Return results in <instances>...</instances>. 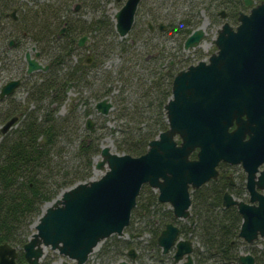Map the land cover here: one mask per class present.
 <instances>
[{
	"label": "water",
	"instance_id": "water-1",
	"mask_svg": "<svg viewBox=\"0 0 264 264\" xmlns=\"http://www.w3.org/2000/svg\"><path fill=\"white\" fill-rule=\"evenodd\" d=\"M243 1L248 10L239 11L235 25L227 20L220 24L213 40L216 50L208 59L198 60L174 75L172 94L164 105L167 128L151 138L139 155L120 153L101 144L94 167H105L104 173L77 181L45 201L31 223L35 230L22 246L24 259H18L17 246L4 241L0 243V264H39L46 246L76 264L84 263L102 239L112 233L124 235L143 184L157 192L160 202L169 204L175 218H186L191 189L216 177L220 160L241 162L248 171L249 201L235 199L228 191L222 200L224 206L234 205L241 215L238 235L249 243L264 239V193L256 190V185L264 188V167L256 172L258 163L264 161V140L261 143L257 129L245 139L243 119L245 114L248 121L257 122L258 91L262 84L264 88V0ZM137 2L126 0L115 11L114 27L120 36L130 29ZM78 6L76 3L75 9ZM221 14L224 16V11ZM203 34L199 25L185 38L184 47L197 45ZM87 37H79L77 44L82 45ZM13 43L11 38L9 45ZM24 58L27 73L47 68L28 51ZM19 81L15 78L4 83L0 97L12 93ZM96 107L107 113L112 103L106 97L97 101ZM16 119L13 116L4 122L1 131ZM233 120L236 127L229 130ZM86 121L87 128L93 126L90 116ZM196 148L197 157L190 158ZM178 232L176 224L166 223L157 243L163 251L174 246V260L185 254L186 263L191 264L192 243L189 239L176 240ZM129 254L134 257L133 248ZM239 259L242 264H255L250 252L240 253Z\"/></svg>",
	"mask_w": 264,
	"mask_h": 264
},
{
	"label": "trees",
	"instance_id": "trees-1",
	"mask_svg": "<svg viewBox=\"0 0 264 264\" xmlns=\"http://www.w3.org/2000/svg\"><path fill=\"white\" fill-rule=\"evenodd\" d=\"M77 1L81 6V1L75 2ZM225 1L229 2V7L216 11V8H221L219 4L224 2V0H216L217 6L215 10L209 12V16L214 20L220 15L221 10H224L225 17L220 15L222 22L227 20L235 25L239 11L244 8L243 0ZM16 2L17 0H0V19L5 18L11 23L18 21L16 14L15 18L10 14L13 10L16 12ZM49 5L50 8L43 7V9L46 15L48 10L49 14L52 13L51 23L46 19L43 21V12H41L42 17L37 12L32 14L33 29L36 34L33 37L39 38L43 45H46L50 39H62L63 42L56 41L51 49L48 48L51 51L45 54L50 63L49 68L42 74L38 72L40 74L38 81L33 80L26 84L28 90L26 102L18 106L12 105L9 96L2 101L5 102L2 103L4 111H0L1 120L5 121L16 116L15 123H18L16 127L0 133V243L7 241L17 246L19 260L24 259L22 246L31 233V223L41 212L42 203L53 199L63 188L77 181L87 180L91 176L92 156L100 151L97 140L100 134L97 135L94 131L95 125L82 129L79 124L80 115L73 110L76 106L69 107L62 115L56 113V107L65 99L66 89L86 81L83 68L88 66L85 62L78 61L64 69L63 56L74 52L77 40L75 35L88 36V31L95 37L100 31L105 35L114 36L109 40L108 47H103L106 52L114 48L116 40L114 23L103 13V10L99 16L92 18L87 26H83L75 24L80 18L64 13L60 18L61 13H57L58 11L55 13L54 6H51V3ZM98 5L97 3L96 7ZM72 10L76 11L73 6ZM32 15L29 17L32 18ZM30 21L23 24L22 30L28 31ZM196 21V19L184 18L181 22L168 23L175 28L173 31L185 36ZM45 23L48 25L45 26ZM62 25L65 26V32L59 38L57 31ZM104 34L96 38L95 43L90 44L89 49L94 58L93 65L101 63L102 58L108 54L98 49ZM11 38L17 43L18 40L12 30L1 32V50L9 48L7 43ZM134 38L135 36L130 40L135 41ZM125 40V38L120 40L121 55H137L136 58L144 60L142 62L149 78L138 75L134 66L126 63L127 59H125L117 68L115 75L107 77L104 81L101 80L103 86L106 83L110 84L99 91L105 89L106 93L111 90L113 84L117 85L115 81L121 80L122 87L121 89L118 87L112 101V106H115L114 118L119 126L115 130L121 134L114 138L115 148L120 153L139 155L146 150L148 141L167 127L163 105L170 94L173 72L169 69L162 71L157 69L159 72L155 73L145 54L139 52V49L132 48L135 50L133 52L130 49L131 45ZM126 89L129 91L128 94L124 93ZM130 91L135 97L129 95ZM97 92L96 90L91 96ZM29 104H32V107H29ZM86 113L89 114L91 111ZM78 131L82 133L79 134ZM78 137H81L78 144L81 159L76 166L69 167L62 159L60 146L62 142H71ZM223 187L221 179H211L190 193L189 219L194 220L190 231L197 242L193 253L194 264H242L238 257L241 245L245 244L238 235L241 217L234 206L222 205ZM131 214L138 215V218L144 219V222L136 228L130 226L132 230L128 234L134 238L141 236L142 231L147 230L150 232V238L144 242L138 239L135 244L132 240L114 239L103 248L105 253L115 250L116 255H126L127 249L139 247L140 251L132 260L133 263L174 264L168 254L161 252L156 242L160 228L174 219L169 205L160 202L157 193L147 184H143ZM249 252L253 254L256 262L264 264V246L252 247Z\"/></svg>",
	"mask_w": 264,
	"mask_h": 264
},
{
	"label": "rangeland",
	"instance_id": "rangeland-1",
	"mask_svg": "<svg viewBox=\"0 0 264 264\" xmlns=\"http://www.w3.org/2000/svg\"><path fill=\"white\" fill-rule=\"evenodd\" d=\"M76 0H17V9L16 12H14L17 15L18 21L11 23V21L3 18L0 19V34L1 32H4L6 30H12L15 37L17 38V43L15 46L8 48L5 50H1L0 47V87L1 85L8 80L9 78L19 76L22 78V81L20 84L17 86L15 92L10 95L9 100L11 101L12 105L18 106L22 105L23 103L26 102V98L28 96V90H26L27 86L26 84H29L33 80H39L40 74L38 73L37 70L31 71L26 77H24V70L26 67V60L24 58L25 53L28 51L31 56H34L35 52L38 51V56L37 59L41 63H48V58L45 53L50 52L52 48V44L56 43V41L63 42L62 39L60 40H54L50 39L49 41L46 42V45H43V42L37 38L33 37V35L36 36L34 33L33 29V13L37 12V14L42 17L41 12H43V21L44 19L47 20V22H52L53 21V15L52 13L51 16L49 14V10L47 11V15L44 13L45 8H50L49 3H51V6H54L55 13H61L60 18H62V13L66 15H71L74 18H80L79 21H76V25H83L87 26L90 22V20L94 17L99 16L101 14V10H103L104 14L113 21V15L115 11L122 5V2L124 0H80L81 1V8L78 11H73L72 6L73 3ZM99 4L98 7H96V4ZM69 8V9H68ZM43 9V11H42ZM224 9V8H216L217 10ZM163 12L166 15L165 22H181L182 19L184 18H189L190 20L196 19V23L193 25V27L197 25H201V27L204 29L205 33L203 38L200 40L199 44L195 46H190L188 48H184L182 45V39L184 35L181 33L171 31L170 28L167 30V46L171 47L174 43H179V52L177 56L169 55L164 59L163 62H167L169 60H173V63L178 64L179 66L186 67L188 64L196 63L198 60H207L208 56L210 53L216 50V45L213 42L214 38L216 37L217 34V28L220 26L221 22L223 19H221V16L218 15L214 20H212V17L209 16V12L212 11V9L204 10L202 6L197 5V6H192L189 3H186L185 0H166L165 5L162 8ZM244 11L248 10L247 6H244L242 9ZM32 15V18L29 16ZM55 15V14H54ZM140 18V17H139ZM31 20V21H30ZM9 21V23H8ZM28 21V31L22 30L23 24ZM140 21V20H139ZM41 22L42 21H38ZM135 22H138L137 19ZM39 23V24H41ZM47 23H45L46 26ZM234 25V23H232ZM48 25V24H47ZM45 26L43 24L42 28L43 30L45 29ZM143 25L141 22H138L126 35L123 37H120L118 33L116 32L115 35V46L110 52H106L103 47H108V44L110 43L109 40H111L114 36L111 34H104L103 32L97 33L96 37L93 36L92 33L89 31L87 32L88 36H90L88 39L85 40L84 45L78 46L77 44L74 52L69 55L63 56V68L66 69V67L71 66L75 63H78V61H85V58L88 54V47L90 48V44H93L96 42V38L98 39L102 34H104V38L100 40V46H98V49L100 51L108 53L105 55L102 59L101 63H98V66L92 65V66H86V68H83L85 70V78L86 81L83 84H77V85H72L69 86L66 95L67 98L56 107V113L59 115L64 114L69 107L76 106L75 112H77L80 115V120L79 124L84 129V124H85V119L87 118L86 116L88 115L86 111H91L89 113L92 121H94L95 125V130L97 132V135L100 134V137L97 139L98 140V146L100 147L102 145H110L111 149L116 150L115 148V140L114 138L119 137L121 134L116 131L115 129L118 128L119 126L117 125V121L114 118V112H115V106H112V108L107 112V113H101L95 108V104L93 99H89L85 102H75L74 98L78 97L80 94H84L86 96H91L96 90L98 92H102V95H108L115 93L116 91H110L109 93H105V89L99 91L101 88H105L106 85L109 83H106L105 86L102 85L101 80L104 81V79L110 78L111 75L116 74L117 68L121 66V64L127 59L128 64H131L134 66V69L137 71L138 75H142L143 77L147 76L146 73V67L144 65V60L136 58L137 55H121L120 53V40L122 38H125V42H128L129 45H131V50L134 52L135 48L138 50L137 43L134 41H130L136 34H144L141 33L143 32L140 30V28ZM167 27H170L169 25ZM48 33H51L48 31ZM56 36V32H54ZM79 35H75V39H77ZM105 43V44H104ZM171 44V45H170ZM48 45V46H47ZM135 47V48H134ZM50 48V49H48ZM103 48V49H102ZM134 48V49H132ZM141 48V47H140ZM139 48V50H140ZM102 49V50H101ZM103 56V55H102ZM177 60V61H176ZM143 61V62H142ZM82 62H80L81 64ZM154 67H151V69ZM101 84V85H98ZM117 85L113 86L114 89H118V87H122L121 80L118 82L115 81ZM109 86V85H108ZM128 90H124V93L128 94ZM131 93V94H130ZM129 95L133 98L135 97V94L130 91ZM111 97V96H110ZM0 111L3 112L4 109L2 108L3 104L6 99H0ZM7 100L9 103L10 101ZM111 100L113 101V96L111 97ZM29 107H32V104L28 105ZM1 115V114H0ZM4 120H1L0 116V128L4 123H2ZM18 123H15L12 127H16ZM11 127V128H12ZM79 134L82 133L81 131H78ZM1 133V131H0ZM81 137L76 138L75 140L69 142V141H64L61 143V156L63 161L68 164L69 167H74L76 166L81 157L79 155L78 151V144L79 140ZM105 138H110V142L104 141ZM100 158L99 154H94L92 156V168H91V176L89 178H98L100 175L104 173L106 170L105 167L101 169H97L94 167L96 161ZM88 178V179H89ZM87 179V180H88ZM148 187H150L147 184ZM151 188V187H150ZM147 189V188H146ZM145 189V190H146ZM153 191H155L152 188ZM156 192V191H155ZM56 197V196H55ZM54 197V198H55ZM52 200V199H51ZM50 200V201H51ZM45 202L42 203L41 205V211L42 208L45 207ZM41 213V212H40ZM138 215H132L130 216V221H129V226L127 225L124 228V235H117L115 233H112L102 239L97 246L89 253L88 258L86 261L82 264H137L133 263V261L130 259V256L128 253L126 255H116L115 250L113 252L105 253L103 248L111 241L114 239H122V240H132L134 244L137 242L136 240L140 239L143 242L146 241L147 239L150 238V232L145 230L142 231L141 236H136V237H131L128 232H130L133 228V226L136 228L137 226H140L143 220H140L138 218ZM36 219V218H35ZM131 226V227H130ZM31 232L35 230L33 226L30 225ZM128 228V229H127ZM31 234V233H30ZM136 238V239H135ZM28 239V238H27ZM264 246V240L259 237L255 239L251 243H245L241 245L240 252H249L250 248L256 247V248H261ZM134 248V247H133ZM135 253L140 251V248H134ZM128 251V249H127ZM116 255L115 257H113ZM44 262H48L49 264H63L66 262V264H76L73 260L66 258L64 256H60L57 251L51 249L50 247L46 246L43 255L40 258L39 263L42 264ZM255 264H259L256 262Z\"/></svg>",
	"mask_w": 264,
	"mask_h": 264
},
{
	"label": "flooded vegetation",
	"instance_id": "flooded-vegetation-1",
	"mask_svg": "<svg viewBox=\"0 0 264 264\" xmlns=\"http://www.w3.org/2000/svg\"><path fill=\"white\" fill-rule=\"evenodd\" d=\"M117 1H120V0H117ZM125 1L126 0H124L122 2V5L125 3ZM185 1H186V3H189L190 5H192L194 7L197 6V5H200V6L203 7L204 10L208 9V12H209L210 9L215 10V8L217 6L216 5V0H185ZM76 3H79V2L78 1L75 2L73 4V8H74V10L78 11L81 8V6H78V8L75 9V4ZM165 3H166V0H138L137 6H136V9H135V12H134L133 22H132L131 27L128 30V32L138 22H141V24L143 26L140 28V30H142L143 31L142 33H144V34H140V31H139V33L135 35V38H134L135 41L134 42L137 43L138 49L141 47L139 52L145 54V56L148 58V62L150 61L151 66L154 67V68H152V70L155 73L159 72L157 69H159L161 71L164 70V69L165 70H167V69L172 70V72H173L172 79H171V86H172V80L174 78V75L179 70L187 68V66L190 65V64H188L186 67L183 68V66H179L178 64L173 63V60H169L166 63L163 62L164 59L166 57H168L169 55L177 56L178 55V52H179V46H180L179 43H174L171 47H168L167 46V43H166V40H167V30H168V28H170V30L173 31L175 28L172 25L170 26L169 25L170 23H168V22L166 23L165 22L166 15H165V13L162 10V8L165 5ZM243 4H244V1H243ZM229 6H230L229 2L228 1H225V0H224V2L222 4H219V7H221V8H226V7H229ZM222 11H224V10H222ZM220 15L222 16L221 13H220ZM11 16L13 17L12 14H11ZM222 17L223 18L225 17V12H224V16H222ZM136 19H137L138 22H135ZM168 25L170 27H167ZM199 25L193 27L191 29V31L189 33H187L183 37V39H182V45H183V47H184L185 38L188 36V34H190L192 32L193 29H195ZM60 30H61V32H60ZM59 32H60V34H59ZM64 32H65V26L62 25L58 29V31H57L58 37L61 38ZM204 33H205V31H204ZM83 35H86V34H83ZM81 36H79V37H81ZM203 36H204V34H203ZM120 37H123V36H120ZM78 38H77V40H78ZM88 38H89V36L87 37V39ZM77 40H76V44H77ZM130 41H132V40H130ZM84 43L82 45H84ZM15 44H16V40H14V43L12 45H9V41L7 43V45H8L9 48H10V46H13ZM82 45H78V46H82ZM87 49H88V54H87V56L85 58V61H86L85 63L88 64V66H89V64H92L93 63L94 58H93L92 51H90L89 47ZM38 54H39L38 51H36L35 54H34V57L36 58L37 61H38V59H37L36 56H38ZM38 62L41 63L40 61H38ZM158 63H160L159 66L157 65ZM41 64L44 65V66L45 65L47 66L46 69H37V71L42 74V73H44V72H46L48 70L50 63L48 62V63H44V64L41 63ZM92 65H90V66H92ZM96 66H98V63L96 64ZM26 67H27V64H26ZM26 67H25V70H24V77H26L29 74L26 71ZM15 78H18L20 80L19 81V84H20V82L22 81V78L19 77V76L9 78L8 80L15 79ZM8 80H6L4 83H6ZM17 86L15 87V89H14V91L12 93L7 94V95H5L3 97H0V99L7 98L11 94H13L15 92ZM113 86H115V84H113L112 87ZM111 90L112 91H116V92L118 91V89H114L113 90V88H111ZM66 91H67V89H66ZM66 91H65V99L68 96V95H66ZM110 91H108L106 93H109ZM171 94H172V92H171V87H170V94L167 97L165 103L168 101V98L171 96ZM109 95L112 97L114 95V93L109 94ZM110 96H108V95L103 96L102 95V92H97V93H95L94 96H89V97L86 96V95H84V94H80V95H78V97H75L74 98V101L75 102H77V101H79V102H85V101H87V100H89L91 98L94 101L96 110H98L99 112H101L96 107V102L99 101V100H101V99H103V98H106L107 97L109 99V101L112 103V100H111V97ZM257 98H258V102H259V112H258V115H257V117H258L257 118V122L255 123V122L248 121L246 115L245 114L243 115V119H244V121H246L245 122V131H244L245 132L244 133L245 135H244V138L245 139H248L249 136L254 133V130L257 129V134L260 137L261 143H263V140H264V88H263V84L261 85V87H260V89L258 91V97ZM165 103H164V105H165ZM164 105H163V109H164V116H165V120H166V110L164 108ZM101 113H103V112H101ZM88 116H90V115L88 114L86 117H88ZM8 119H6L5 121H3L2 123L6 122ZM86 120H87V118L85 119V124H84V127L85 128H87L86 127V122H87ZM15 122L6 131H8L15 124ZM92 122H93V125H96L94 123V121H92ZM235 127H236V121L233 120V123L229 126V130H233ZM0 131H1V128H0ZM6 131H4V132H6ZM1 132L3 133V131H1ZM100 149H101V146H100ZM197 151H198L197 148L194 149L190 153V155H189L190 158H196L197 157ZM263 167H264V161L258 163V165H257V171L256 172L258 173L259 170H261ZM216 169H217V175H216V177H211L209 180H211V179H218V178L221 179L222 183L224 184V187H223V190H222V193H221L222 200H223L224 193L226 191H228L229 193L232 194V196L235 199H242V200H245V201H249L250 192L248 191V189L246 187V181H247L248 171L245 169L244 165L241 162H239V163H231V162H228V161L220 160L217 163V165H216ZM209 180H207V181H209ZM206 182H204V183H206ZM193 189H195V188H193ZM193 189H191V191ZM256 190L259 191V192L264 193V188H260L257 185H256ZM191 191H190V193H191ZM222 205H223V202H222ZM229 206H234V205H229ZM189 216H190V214L186 218H175L173 216L174 219L172 221H170V222L176 224L179 227V232H178V235H177L176 240L178 238H182V239H189L191 241V243H192V252H191L192 262H191V264H194L193 253H194V249H195V247L197 245V242L195 240V237L192 235V233L190 231V228H191L190 226H193L194 220H190L189 219ZM240 217H241V215H240ZM240 223H241V221H240ZM165 224H164L163 227L160 228V231L165 227ZM183 225H186V227H183ZM240 239H241V241H243L245 243H249V242H246L242 237H240ZM156 242H157V238H156ZM157 245H158V243H157ZM159 247L161 248V246H159ZM129 250L127 251V253L130 256V259L131 260H134L135 257H136L135 250H134V257L133 258L129 254ZM161 252L163 254H168L171 257V259H172V261H173L174 264H187L186 263L187 258L185 256V254H183V256L178 261H175L174 260V256H173V254L175 252L174 246L169 247V249L167 251H163L162 248H161ZM255 263H256V259H255Z\"/></svg>",
	"mask_w": 264,
	"mask_h": 264
},
{
	"label": "bare ground",
	"instance_id": "bare-ground-1",
	"mask_svg": "<svg viewBox=\"0 0 264 264\" xmlns=\"http://www.w3.org/2000/svg\"><path fill=\"white\" fill-rule=\"evenodd\" d=\"M104 141H106V142H110V138H105Z\"/></svg>",
	"mask_w": 264,
	"mask_h": 264
}]
</instances>
